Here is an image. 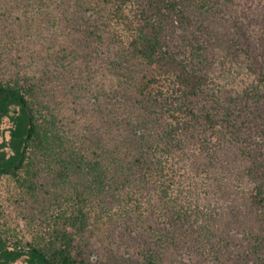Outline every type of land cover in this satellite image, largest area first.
I'll return each instance as SVG.
<instances>
[{"label": "trees", "instance_id": "obj_1", "mask_svg": "<svg viewBox=\"0 0 264 264\" xmlns=\"http://www.w3.org/2000/svg\"><path fill=\"white\" fill-rule=\"evenodd\" d=\"M239 22L235 0H0V264H264Z\"/></svg>", "mask_w": 264, "mask_h": 264}, {"label": "rangeland", "instance_id": "obj_2", "mask_svg": "<svg viewBox=\"0 0 264 264\" xmlns=\"http://www.w3.org/2000/svg\"><path fill=\"white\" fill-rule=\"evenodd\" d=\"M142 2H147L148 0H141ZM240 9V22H239V39L242 40L244 45H249L252 48L253 55H256L260 61L261 68L264 71V0H235ZM205 39V38H204ZM205 42V40H202ZM182 52L183 50H179ZM185 57V55H183ZM187 59V56L185 57ZM264 73V72H263ZM242 88L245 86L242 77L236 80V86ZM207 105H213L214 102L206 101ZM203 103H200L202 105ZM247 105H252L254 111L257 110L255 105H264V101L260 104H256L253 101L248 102ZM262 112H264V106H261ZM253 117V115H251ZM251 117V118H252ZM240 126L242 129L244 127L253 126L255 119L248 122L247 119L240 120ZM243 124V125H242ZM264 153V151H263ZM128 244L126 248L122 251L127 259H131L134 263L136 261L135 256H137V251L135 249L136 242L139 241L137 236H129L127 239ZM134 245V247H133ZM95 251L99 257L103 256V250L100 246L95 245ZM126 249V250H125ZM185 264L184 262H181ZM17 264H24L19 262Z\"/></svg>", "mask_w": 264, "mask_h": 264}]
</instances>
